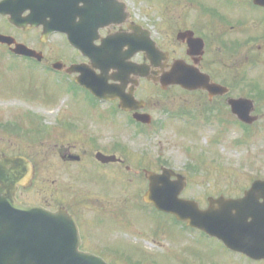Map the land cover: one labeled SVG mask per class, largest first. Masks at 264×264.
Returning a JSON list of instances; mask_svg holds the SVG:
<instances>
[{
  "label": "rangeland",
  "instance_id": "1",
  "mask_svg": "<svg viewBox=\"0 0 264 264\" xmlns=\"http://www.w3.org/2000/svg\"><path fill=\"white\" fill-rule=\"evenodd\" d=\"M166 2L154 0L151 11L156 39L163 36ZM0 31L4 37L29 44L42 36L40 29L24 32L8 25H0ZM257 45L252 43L255 47L242 55V67L214 74L224 79L218 85L233 86L230 98L253 97L257 93L253 86L264 91V51H258ZM32 46L51 61L68 62L75 54L60 35ZM41 66L0 49V156L5 152L31 160L36 187L27 192L28 201H52V186L61 183L63 175L64 182L73 186L76 206L72 204V210L79 216L86 243L83 251L109 264L237 261L214 240L186 230L168 215L143 208L141 197L149 182L144 172L161 174L166 167L182 175L187 186L180 197L197 201L202 209L208 207L209 197H241L253 181L264 180V97L252 99L260 121L246 131L227 106L212 103L213 110L207 113L210 102L203 98V91L190 93L180 87L163 91L158 84L148 94L142 86L138 95L154 107L151 127L141 132V128L126 126L122 115L115 117L111 107L95 104L67 77ZM179 112V118L172 116ZM117 119L122 128L112 125L119 123ZM91 135L98 140L96 147L107 154L115 143L125 147L129 151L127 157L122 156L125 166L94 163L88 156L93 148ZM66 154L79 156L83 162L62 159Z\"/></svg>",
  "mask_w": 264,
  "mask_h": 264
},
{
  "label": "flooded vegetation",
  "instance_id": "2",
  "mask_svg": "<svg viewBox=\"0 0 264 264\" xmlns=\"http://www.w3.org/2000/svg\"><path fill=\"white\" fill-rule=\"evenodd\" d=\"M172 1L167 0L164 4L166 14L161 28L163 36L160 39L155 37V26L151 13L155 6L154 0H0V25L12 26L24 32L34 27L42 32L44 25L59 21L60 10L74 8L81 11L77 13L76 20H71V22L82 23L84 26L81 30H78L80 35L86 39L97 38L95 41L96 47H100L102 42L109 38H125L126 43L124 46L118 47L115 44L119 48L120 55H127L135 51L131 62L145 68L148 72V78L139 79L135 75H128L123 91L126 98L133 96L137 100V104L130 105V107L139 108L138 113L149 115L154 107L152 102L148 98L140 97L138 94L142 86L148 94L154 90V72L160 75L168 74L174 65L180 64L186 69L199 71L201 74L207 75L209 84H218L219 80L224 81V79L216 78L214 74L218 71L230 72V69L242 67L241 60L244 58L242 55L255 47L251 46L252 43L259 44L257 45L258 51L262 53L264 51V0L262 5L256 4L255 0ZM134 10H138L139 14H136ZM257 17L259 19H256ZM102 23L106 25L102 27ZM252 24L254 28H252ZM2 34L4 35L0 31V35ZM127 39L132 41L131 44L127 43ZM15 40L18 44L26 45V42ZM33 43H37V40L31 42V44ZM154 43H156L158 52L163 56L157 66L150 58L155 51ZM28 47L37 49L35 46L34 48L33 46ZM0 48L4 53H9L21 60L45 64L47 70L53 69V62L44 54L42 60L38 62L15 56L12 54L14 47L11 45L0 43ZM112 51L117 53V50ZM79 64L86 66L85 71L88 74L90 71H94L96 75L101 74L100 71L94 68L89 58L82 57L77 53L72 56L70 65ZM66 71L67 67L64 66L56 72L62 77H67L79 91L91 98L95 104L111 107V110H114L116 114L115 117L121 115L125 117L126 126L151 127L152 124L144 125L137 122L134 119V111H123L120 107V100L110 102L97 100L89 91L77 84L78 75H70ZM115 74V71H110L107 77L110 79ZM136 82H138V86H135ZM112 84L122 85V83H113L110 79L109 85ZM220 86L223 87L221 94L212 99L207 90L199 91H203V98L209 100L210 104L216 103L217 106H227L229 111V95L232 87ZM117 120L119 121V119ZM112 125H120L122 128L120 121L119 123L112 122ZM95 140L98 141L96 136L91 135L89 137V143H92L91 147L93 146V148H91L88 156L90 155L94 163L102 167L114 166L119 169L125 166L127 161L122 156L127 157L126 153H129L127 149L114 145L113 149H109L112 153L107 154L96 147ZM58 152L61 155L63 151L60 152L59 150ZM98 153L114 159L109 163L100 162L97 159ZM4 155L5 152H2L1 156ZM61 158L72 160L76 162L75 164L83 162L79 156H73L72 154H66ZM61 177L62 182L54 183L52 186V201L47 199L38 202L28 201L27 192L30 191L29 189L36 187L33 184L27 188L19 189L16 195L17 201L24 205L40 206L52 212L67 211L71 215L75 214L76 210H72V204L75 205L73 186L70 187V182V185L64 182L63 175ZM38 193L39 191H37ZM43 193H46V191ZM188 231L198 232L205 238L214 240L230 258L237 260L232 261L230 259L231 262L228 260L229 263L227 262V264H264V260L254 262L242 253L227 249L222 242L208 237L201 231L190 229Z\"/></svg>",
  "mask_w": 264,
  "mask_h": 264
},
{
  "label": "water",
  "instance_id": "3",
  "mask_svg": "<svg viewBox=\"0 0 264 264\" xmlns=\"http://www.w3.org/2000/svg\"><path fill=\"white\" fill-rule=\"evenodd\" d=\"M262 2L263 0H258L261 5ZM75 14L70 15L76 17ZM70 28L61 21L54 26H48L45 28L44 41L50 33H68ZM0 40L10 42L3 37H0ZM70 42L83 52L88 51V44L84 40L74 38L73 42ZM15 51L19 55L37 57L25 46H17ZM94 52L91 51V54L94 55ZM102 63L100 68L105 69L104 72L111 68L117 69L120 76L115 79L123 82L122 75H125V70L133 74L141 73L136 67L127 68L119 61L111 65ZM162 84L163 88L181 85L189 90L207 87L204 76L181 66H177L174 72L164 78ZM209 89L212 93L217 92L215 87ZM117 95L111 97L103 94L99 97L122 99L120 94ZM230 105L233 113L242 122L253 124L257 121V118L251 116L254 111L253 102L242 99L231 101ZM145 118L137 119L148 123L149 119ZM32 174V164L25 158L0 159V264H107L99 257L80 252V234L74 217L66 212L51 214L39 208L23 207L16 203L15 193L18 187L29 184ZM173 175V172L167 169L161 176L150 174V191L146 196L148 203L154 204L163 212L175 215L188 226L218 238L230 249L245 253L253 260L264 259V182L254 183L242 199H209V208L201 210L198 203L179 198L186 186L183 178L178 177V182L166 188ZM173 186L175 189L170 193L168 190Z\"/></svg>",
  "mask_w": 264,
  "mask_h": 264
},
{
  "label": "trees",
  "instance_id": "4",
  "mask_svg": "<svg viewBox=\"0 0 264 264\" xmlns=\"http://www.w3.org/2000/svg\"><path fill=\"white\" fill-rule=\"evenodd\" d=\"M258 97L261 98V97H264V91H261V90H258Z\"/></svg>",
  "mask_w": 264,
  "mask_h": 264
}]
</instances>
